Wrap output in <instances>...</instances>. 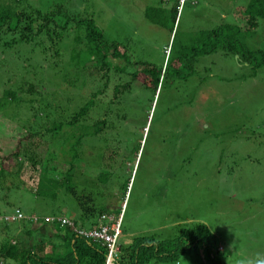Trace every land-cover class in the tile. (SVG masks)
<instances>
[{
	"label": "rangeland",
	"instance_id": "374dc122",
	"mask_svg": "<svg viewBox=\"0 0 264 264\" xmlns=\"http://www.w3.org/2000/svg\"><path fill=\"white\" fill-rule=\"evenodd\" d=\"M23 1L40 14L60 11L67 18L91 20L106 44L124 46L132 62L154 69H163L169 51L171 60L198 31L220 23L239 27L236 40L246 49L264 52V21L245 33L237 16L248 0ZM174 3L181 6L171 34L169 22L158 28L143 18L145 7L170 10ZM55 22L49 24L48 36L42 29L30 43L4 48L5 38L0 39V159L7 158L0 164L9 170L0 177V218L18 212L44 220L62 213L87 229L70 197L58 195L50 202L33 196L44 163L55 168L57 179L68 167L62 164L66 156L57 163L50 159L45 130L65 123L99 84L90 75L93 64L82 68L72 57L82 60L84 41H74L83 37L82 31L70 22L59 30ZM107 64L108 86L81 122L90 127L109 104L106 128L80 142L70 173L96 210H108L105 223H114L121 210L117 247L139 237L165 243L203 225L214 238L213 247L222 249L217 257L223 264L264 260V67L253 72L236 55L216 51L198 56L185 78L165 75L154 98L149 91L141 95L134 83L129 95L113 99V85L126 79L112 71L121 61L108 56ZM175 70L180 77L185 73L179 63ZM4 91L13 97L5 98ZM17 145L18 159L8 158ZM101 171L110 173L105 185L95 181ZM205 256L195 249L171 264H205Z\"/></svg>",
	"mask_w": 264,
	"mask_h": 264
},
{
	"label": "trees",
	"instance_id": "16d2710c",
	"mask_svg": "<svg viewBox=\"0 0 264 264\" xmlns=\"http://www.w3.org/2000/svg\"><path fill=\"white\" fill-rule=\"evenodd\" d=\"M183 3L184 0L181 4ZM180 6L178 3H174L170 10L163 7H145L143 18L146 22L148 21L151 25L158 28H163L169 22L171 34ZM236 12L237 16L243 21L242 31L250 33L257 27L258 21H264V0H248ZM62 13L60 11L54 13L53 11L47 14H40L37 11H32L29 7L27 8L23 0H0V39L5 38L1 46L9 48L15 42L30 43L42 29H45L48 36L49 24L59 19L61 22H55V28L59 25L57 27L59 30H65L70 22L75 24V31H82L83 37H74L77 45L84 41L83 46H86V49L81 52L82 60L76 59V55L72 57L76 62L83 65L81 66L82 68L85 67L84 64H93L94 70L90 75H93L95 82L99 84L94 91L89 93L86 101L77 108V111L65 123L52 125L45 130L49 137L48 146L51 144L50 149L53 152L49 156L50 159L55 160L57 163V161L61 162V159L66 156L67 160L62 164H66L68 167L57 179V177L52 176L55 168L49 169L44 163L39 172L33 196L50 200V202H53L58 195L60 197H70L77 206L80 224L93 228L96 226L97 220L103 224L105 221L104 217L109 212L103 207L98 210H96V207L94 208L93 199L88 194L78 190L72 183L70 172L72 171V163L77 162L76 147L80 146V142L86 138H96L106 128L105 123L110 115L109 104L104 109L103 107L101 108L100 119L92 123L90 127H87V125L82 127L83 124L81 122L88 120L89 110L94 107L95 100L103 95L108 86L110 81L108 75L110 68H108L107 64L108 56L123 63L122 66H112L113 74H117L118 79L123 76L122 81L125 79L126 81L114 84L111 96L113 99H119L120 97L123 99L129 95L131 92L130 86L134 83L140 88L141 95L144 94L143 91H149L152 98H154L160 82L165 79V75L169 73L171 77L185 78L190 74V66L198 56L222 51L232 56L236 55L241 62L249 65L254 72L264 67V52L246 49L236 40L241 29L230 23H220L210 30L198 31L194 38L191 39L188 48L184 49L183 53L180 52L175 55L171 60L169 59L171 55L169 51L163 69L162 67L154 69L147 63L132 62L126 55L124 46L106 44L102 32L94 26L91 20L67 18ZM54 17L58 18L55 20ZM9 35L11 36L10 39H8ZM54 55L57 56L56 51H54ZM86 56L91 58V61L85 59ZM178 63L185 70L182 77H180L179 71L175 70ZM99 73L100 76H97ZM27 92L31 93L29 86ZM3 96L12 98L13 93L4 91ZM143 129H145V126ZM33 135H36V133H33ZM25 138L27 137L25 136ZM18 141L17 144H19ZM139 147H136V153ZM18 148L19 145L8 158L11 157L17 160ZM27 160L34 167V156L28 157ZM4 161H7L6 157L0 159V162ZM5 172L8 173L9 170H4L0 164L1 178L5 176ZM109 177V172L101 171L97 174L95 181L99 185H105ZM16 213L18 212L8 216L4 215V217L0 218V264H104L106 251L99 243L76 236L70 226L61 224L60 221L64 219L73 227L83 230L88 228L84 229L81 226H77L62 213L60 214L62 216L57 217L51 214L44 220H42L44 216L40 217L33 214L26 216L21 213L23 218L16 219ZM120 214L121 210H119L118 216ZM10 218H13V220H10ZM43 226L44 228H42ZM213 242V236L203 225L180 231L176 238L165 243L146 237L132 238L131 243L127 244L125 248L117 247L118 252L113 264H147L151 260L157 263L169 262L171 264L176 262V259L185 252L195 249L205 252V264H223L217 257L222 249L219 250L213 247ZM47 247L48 251H46Z\"/></svg>",
	"mask_w": 264,
	"mask_h": 264
},
{
	"label": "built area",
	"instance_id": "2783aa9c",
	"mask_svg": "<svg viewBox=\"0 0 264 264\" xmlns=\"http://www.w3.org/2000/svg\"><path fill=\"white\" fill-rule=\"evenodd\" d=\"M182 1L183 0H181V3ZM119 217L120 215L114 223H110V221H108L107 223L104 222L103 224L98 222L95 227L88 228L87 230H83L78 227H73L64 219H62L60 223L67 224L68 226H70L71 230L74 234H76V236H80L99 243L106 251L104 264H113V260L116 257V253L118 252L117 240L120 235ZM15 218L21 219L23 218V216L20 213H16ZM10 220H13V218H10Z\"/></svg>",
	"mask_w": 264,
	"mask_h": 264
},
{
	"label": "clouds",
	"instance_id": "9594fccd",
	"mask_svg": "<svg viewBox=\"0 0 264 264\" xmlns=\"http://www.w3.org/2000/svg\"><path fill=\"white\" fill-rule=\"evenodd\" d=\"M249 264H251V262H249ZM256 264H264V260H258L256 261Z\"/></svg>",
	"mask_w": 264,
	"mask_h": 264
},
{
	"label": "crops",
	"instance_id": "0c3cea01",
	"mask_svg": "<svg viewBox=\"0 0 264 264\" xmlns=\"http://www.w3.org/2000/svg\"><path fill=\"white\" fill-rule=\"evenodd\" d=\"M120 235H121V233H120ZM120 235H119V236H120Z\"/></svg>",
	"mask_w": 264,
	"mask_h": 264
}]
</instances>
